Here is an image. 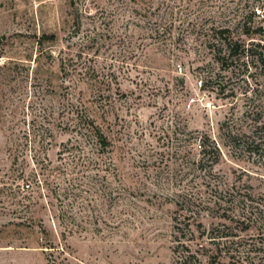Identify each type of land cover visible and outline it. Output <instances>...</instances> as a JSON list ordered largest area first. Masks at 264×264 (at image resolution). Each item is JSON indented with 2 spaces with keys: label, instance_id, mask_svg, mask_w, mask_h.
<instances>
[{
  "label": "rangeland",
  "instance_id": "rangeland-1",
  "mask_svg": "<svg viewBox=\"0 0 264 264\" xmlns=\"http://www.w3.org/2000/svg\"><path fill=\"white\" fill-rule=\"evenodd\" d=\"M222 26L264 45V0H0V264H177L197 228L264 264V81Z\"/></svg>",
  "mask_w": 264,
  "mask_h": 264
},
{
  "label": "trees",
  "instance_id": "trees-1",
  "mask_svg": "<svg viewBox=\"0 0 264 264\" xmlns=\"http://www.w3.org/2000/svg\"><path fill=\"white\" fill-rule=\"evenodd\" d=\"M261 29H259L258 31H261ZM243 35L251 36V27H247L246 30H243L241 35L236 34L234 28H232L231 26L213 27L211 29V32H209L208 37L210 39L209 46L214 53V59L225 71H230L232 66H234L239 68L240 71L245 74V70H243V67H245L246 71H248L250 67L254 66L257 68V70H260V74H262L261 76L263 77L264 81V45L260 42L256 43L255 41H251L250 44H247V42L243 38ZM56 40L57 36L55 34H44L40 38L39 42L41 45H44L45 41L55 42ZM259 48L260 50H258ZM71 61L72 58H69V64ZM66 66L67 62L66 64L65 62H62V70L69 73L70 69L66 68ZM257 85L258 88H255L254 91H259L260 88H264V84L262 83H257ZM79 117L82 116L79 114L78 118ZM89 117L90 116L88 114H85L81 118V121H84L85 131L93 135L91 137L95 138L101 151H107V149L111 145L108 137L104 134V132L96 124V122L94 120H90ZM202 146L204 148V157H206L207 145L204 142ZM190 218H192V216L188 215L185 216L184 220H179L178 218H176L179 224L177 226L178 229L183 231L180 238L187 237L185 229L182 228L181 225L184 224L187 220L189 221ZM193 224L194 222L186 223V225L189 227ZM198 227H203V223L200 222L198 224ZM190 232L191 238H188V240L196 241V248L188 245L187 242L183 241L182 239H179L178 246L175 249V253L177 254V264H226V262L224 263V261L225 259H227L228 255H230L229 257L233 259L237 258V255L233 253L234 251L238 250L235 246H240V243L229 239L230 237H235L236 235L229 233L215 235V230L208 232L206 228L204 230L197 228L196 230H191ZM212 245H214L215 248ZM238 262L244 264V261L241 258H239Z\"/></svg>",
  "mask_w": 264,
  "mask_h": 264
}]
</instances>
